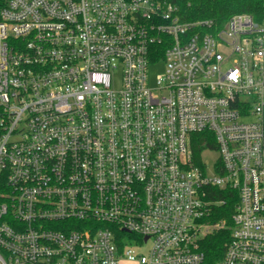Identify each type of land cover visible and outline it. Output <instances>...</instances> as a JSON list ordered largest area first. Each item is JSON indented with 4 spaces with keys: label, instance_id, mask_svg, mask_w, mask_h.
<instances>
[{
    "label": "built area",
    "instance_id": "2783aa9c",
    "mask_svg": "<svg viewBox=\"0 0 264 264\" xmlns=\"http://www.w3.org/2000/svg\"><path fill=\"white\" fill-rule=\"evenodd\" d=\"M2 3L0 264H211L219 190L239 199L215 264H264V18ZM205 131L213 171L192 147Z\"/></svg>",
    "mask_w": 264,
    "mask_h": 264
},
{
    "label": "trees",
    "instance_id": "16d2710c",
    "mask_svg": "<svg viewBox=\"0 0 264 264\" xmlns=\"http://www.w3.org/2000/svg\"><path fill=\"white\" fill-rule=\"evenodd\" d=\"M173 3L178 6L179 14L183 20H196L201 18L215 19L218 25L224 24L231 16L237 13H250L256 19L264 18V0H159ZM0 0V7L2 6ZM159 54L153 57L155 62L162 55V46ZM196 162L199 163L207 147H216V139L211 131L196 133L192 143ZM222 201L214 207L212 220H225V226L208 235L202 243V249L211 264L220 260L226 250V244L231 238L232 214L238 202V193L219 190L214 196Z\"/></svg>",
    "mask_w": 264,
    "mask_h": 264
},
{
    "label": "rangeland",
    "instance_id": "374dc122",
    "mask_svg": "<svg viewBox=\"0 0 264 264\" xmlns=\"http://www.w3.org/2000/svg\"><path fill=\"white\" fill-rule=\"evenodd\" d=\"M164 68H165V64L163 61H160L154 64L153 66H151L150 78L152 82H154L157 79V77L164 71ZM203 157L206 161L208 170L213 171V166L218 158V152L216 151L205 152L203 154ZM121 264H137V263L129 261L128 259L124 258L121 260Z\"/></svg>",
    "mask_w": 264,
    "mask_h": 264
}]
</instances>
